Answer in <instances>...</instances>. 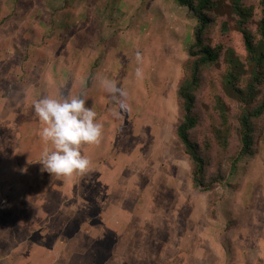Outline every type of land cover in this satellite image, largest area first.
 I'll use <instances>...</instances> for the list:
<instances>
[{
    "label": "rangeland",
    "instance_id": "obj_1",
    "mask_svg": "<svg viewBox=\"0 0 264 264\" xmlns=\"http://www.w3.org/2000/svg\"><path fill=\"white\" fill-rule=\"evenodd\" d=\"M217 1L224 49L205 76L214 89L205 85L200 95L230 112L233 98L250 101L264 79L247 62L237 0ZM242 4L252 9L247 26L260 28L264 0ZM196 22L176 0H0V182L8 179L0 183V264H264V120L256 153L209 191L194 186L176 137ZM231 59L242 61L233 65L242 93L225 77ZM104 78L128 92L127 106L113 100ZM68 94H87L101 117L102 109L111 114L110 164L71 177L43 171L42 184L33 174L24 183L18 139L41 122L34 101ZM198 102L196 112L208 117L210 105ZM148 128L155 142L147 145ZM210 128L194 131L203 145ZM32 140L34 148L45 142Z\"/></svg>",
    "mask_w": 264,
    "mask_h": 264
},
{
    "label": "trees",
    "instance_id": "obj_2",
    "mask_svg": "<svg viewBox=\"0 0 264 264\" xmlns=\"http://www.w3.org/2000/svg\"><path fill=\"white\" fill-rule=\"evenodd\" d=\"M176 1L193 11L197 22L194 28V41L188 48L184 77L178 88L180 120L175 133L189 156L194 186L201 191H209L227 177L226 174L228 175L238 165L243 156L256 153V145L261 132L260 127L264 120V89L259 90V94L256 97L252 96L250 101L245 97H241L240 101L233 98V101H237L238 105L237 109L232 107L230 112L221 107L222 111L219 112L220 108H216L214 96H201L202 87L206 85V88L209 86L213 88L216 85L214 80L210 81L205 76L213 71L216 63L221 59L224 49V43L218 39L217 34L220 30L216 18L218 13L215 12L218 1ZM235 5L236 14L240 20L239 32L242 35V45L245 47L247 62L257 66L256 78L261 82L264 79V19L261 21L260 28H249L246 23L252 14V9L243 5L242 0H237ZM240 59H231L232 65L225 77L235 91L242 93L245 87L240 85L239 74L233 68L242 64L243 60ZM249 84L250 82L247 85L249 86ZM255 86L260 88V85ZM200 98L210 105L208 109H205L208 117L196 112ZM207 122H210L211 128L208 131V144L203 145L194 136V131L198 126ZM231 136H234L235 139L238 136L236 146L232 144ZM232 147L235 148L233 153L231 152ZM212 169L214 172L209 174Z\"/></svg>",
    "mask_w": 264,
    "mask_h": 264
},
{
    "label": "clouds",
    "instance_id": "obj_3",
    "mask_svg": "<svg viewBox=\"0 0 264 264\" xmlns=\"http://www.w3.org/2000/svg\"><path fill=\"white\" fill-rule=\"evenodd\" d=\"M136 59L142 60L141 52H136ZM142 75V69L138 67L136 76L142 78ZM102 83L113 94L117 104L127 106L128 92L124 88L108 78H104ZM87 100L83 94H68L47 95L34 101L35 114L43 125L39 135L52 146L44 150L37 162L42 165V171H47L51 176L71 177L92 168L93 161L82 153V146L102 141L104 123L98 119L95 108L87 106ZM112 112L114 116H119L115 109Z\"/></svg>",
    "mask_w": 264,
    "mask_h": 264
},
{
    "label": "crops",
    "instance_id": "obj_4",
    "mask_svg": "<svg viewBox=\"0 0 264 264\" xmlns=\"http://www.w3.org/2000/svg\"><path fill=\"white\" fill-rule=\"evenodd\" d=\"M26 48V47H25ZM64 77L61 78L60 77V83H64L66 81H64ZM56 93V92H55ZM89 93V91H88ZM86 97H87V106L89 107H94L95 110H96V107L100 109V105L98 106V104L96 103H92L90 100H89V95L86 94ZM104 111V114L102 115L103 117H101L100 115V111L98 112L97 110V113H98V117L100 120H102V122L104 123V135H103V139L102 141L99 143V144H85L82 146V153L83 154H86L88 155L92 161H93V165H92V170L93 168H97V166L101 165V164H110V159H109V153L107 152V147H109V145L111 144V135H112V132H111V114L107 115L105 109H102ZM42 123H35L33 124L32 123V126H28L27 128H25V133L23 135H21V138L18 139V146L21 148H24L25 151L22 152L23 156H20V151L17 152L18 155H19V158L18 159H21V161H23L25 164H26V167L24 169H26V171H24V169H19L18 170V176H19V179L20 180H23V182H27L29 185V181L30 179L28 178H31V175L33 174V177L35 178L34 180L35 181H40L41 184H42V181L44 179H46L48 176V173L45 172V174H43V171L41 170L42 166H38L39 165V161L38 158L40 157V153L42 154L44 152V150L46 148H50L52 147L50 144L48 143H43L41 145V147L39 146V143H36L37 142V139H39V141H42L43 139L40 137L39 135V129L42 127ZM148 136L151 138H149L148 140V143H146L147 145L150 143V144H153L154 141V136H153V130L151 128H148ZM121 137V136H120ZM32 139H35V143L38 144L37 145V148H36V145H35V148L33 147V140ZM109 139V140H108ZM106 140H108V142H106ZM109 143V145H108ZM9 144V143H8ZM44 144L46 145L45 147ZM17 146V148H18ZM38 166V167H37ZM107 166V165H106ZM37 167V169L34 171V168ZM1 168V167H0ZM29 169L31 170V172L29 171ZM3 171L0 169V174L2 173ZM43 174V175H42ZM54 176V175H52ZM38 178V179H37ZM7 178H3L2 177V180L1 182H4L6 181L7 182ZM33 180V179H32ZM31 180V181H32ZM0 182V183H1ZM5 182V183H6ZM32 183V182H31ZM46 182L44 181L43 184H45ZM112 209H114L113 207V204L112 206L110 207Z\"/></svg>",
    "mask_w": 264,
    "mask_h": 264
}]
</instances>
